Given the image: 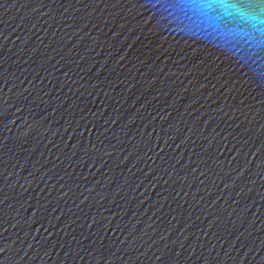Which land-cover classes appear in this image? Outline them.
<instances>
[{"label": "water", "instance_id": "95a60500", "mask_svg": "<svg viewBox=\"0 0 264 264\" xmlns=\"http://www.w3.org/2000/svg\"><path fill=\"white\" fill-rule=\"evenodd\" d=\"M260 39L175 0H0V264H258Z\"/></svg>", "mask_w": 264, "mask_h": 264}, {"label": "snow or ice", "instance_id": "6c2138e0", "mask_svg": "<svg viewBox=\"0 0 264 264\" xmlns=\"http://www.w3.org/2000/svg\"><path fill=\"white\" fill-rule=\"evenodd\" d=\"M181 7L206 17L218 24L231 26L238 31L252 28L261 33L260 47H264V0H175ZM4 249H0L2 253ZM155 255V253H154ZM164 255H167L165 253ZM161 259L160 256L156 257ZM243 258L264 264V245L261 248L247 247Z\"/></svg>", "mask_w": 264, "mask_h": 264}]
</instances>
